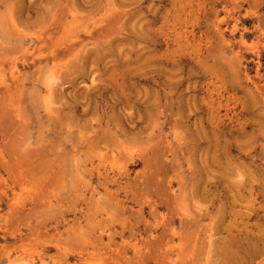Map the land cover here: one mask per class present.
I'll use <instances>...</instances> for the list:
<instances>
[{"label":"rangeland","instance_id":"1","mask_svg":"<svg viewBox=\"0 0 264 264\" xmlns=\"http://www.w3.org/2000/svg\"><path fill=\"white\" fill-rule=\"evenodd\" d=\"M0 264H264V0H0Z\"/></svg>","mask_w":264,"mask_h":264}]
</instances>
